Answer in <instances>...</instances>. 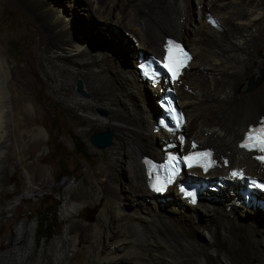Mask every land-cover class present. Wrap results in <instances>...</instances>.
Returning a JSON list of instances; mask_svg holds the SVG:
<instances>
[{
  "label": "bare ground",
  "instance_id": "obj_1",
  "mask_svg": "<svg viewBox=\"0 0 264 264\" xmlns=\"http://www.w3.org/2000/svg\"><path fill=\"white\" fill-rule=\"evenodd\" d=\"M16 1L24 14L32 16L31 25L39 35L22 67L34 72L37 49L43 47L48 61L43 73L59 92L79 133L88 143L91 135L105 130L114 137L112 145L103 149L107 162L90 169L78 185L72 178L64 181L68 187L63 194L62 232L50 243L44 240L40 245L36 240L37 220L31 224L23 221L16 230L13 249L3 251L0 244V264H236L229 252L231 243L264 264V214L258 210L238 205L225 190L219 194L204 193L195 206L180 199L175 183L161 198L147 190L140 159L144 152L162 158L160 148L167 143L168 134L154 131L158 109L153 101L167 85L161 82L153 88L139 80L135 69L142 52L162 54L167 35L188 44L193 59L173 84L177 103L185 115L183 129L189 125L193 137L187 136L181 148L186 152L190 144L198 143L214 150L216 167L202 177L209 181L219 176L240 181L238 176L232 178L233 171L264 179V166L237 148L246 127L264 115L260 107L252 109L254 105H264V82L248 94L243 90L236 94L234 90L235 77L245 81L249 66L255 68L256 76V64L264 62L254 55L261 43L257 31L264 21V0ZM77 5L89 12L97 29L96 37L101 35L98 37L103 36L111 44L116 42L123 48L119 46L122 54L132 49V58L130 53H124L129 56L127 60H123L124 54L118 56V45L115 53L108 41L100 39L109 49L102 42L104 47L94 44L99 39L89 42L86 31L80 29L78 33L72 24ZM68 9L70 12H66ZM140 10L146 16H140ZM211 14L218 23L217 29L205 23ZM122 28L132 41L125 40L128 48L122 46V41L117 42L120 37L125 39ZM2 49L0 215L9 196L21 193L24 198L56 186L55 176L46 168L33 176L26 173L23 178L10 172L18 147L27 139L40 143L41 138L48 137L47 130L38 126L45 125L50 109L42 101L44 84H29L31 96L19 90L16 77H10L19 71L10 72ZM230 65L237 68L234 75L229 72ZM78 81L85 97L90 95L89 100L75 93ZM27 103L32 115L24 111ZM97 107L106 109L108 117L96 115ZM23 129L26 133H22ZM88 145L96 152L95 147ZM122 175L127 181H122ZM12 183L15 186L8 191L7 186ZM12 204L7 209H12ZM86 204L92 211L98 210V216L89 225L76 223Z\"/></svg>",
  "mask_w": 264,
  "mask_h": 264
},
{
  "label": "rangeland",
  "instance_id": "obj_2",
  "mask_svg": "<svg viewBox=\"0 0 264 264\" xmlns=\"http://www.w3.org/2000/svg\"><path fill=\"white\" fill-rule=\"evenodd\" d=\"M8 2H6L5 0H0V47L1 49L3 48L2 51H4L5 58L9 63L10 72L12 71V69H16L17 72L19 71L18 75L12 73L10 77H16V86H19V90L25 92V95L27 94V96H31L33 94L31 88L28 86L29 84H44L46 86V91L44 96L42 95V101L44 103V106L46 105L45 107L50 109V113L46 118L45 125L41 124L38 126L44 127L47 130L48 137L41 138L39 140L40 143H37V141L33 139H27L26 144L18 147L16 153L14 154L13 164L10 166V172L12 174L18 173L20 177L23 178L26 173L30 176H33L42 168H46L48 169V171H50V173L53 174V176H55L56 186L53 190H44L36 195L30 194L22 198V195H20L21 193H19L16 195H11L4 200L3 205L5 206V208L3 214L0 215V244H3L1 247L3 251L13 249L14 240L17 236L16 230L23 221L31 224L33 221L37 220L38 224L36 230V240L38 243H40V245L43 244L44 240L50 243L53 239H55L62 232L65 226L61 213L64 201L63 194L68 186L64 184V181L67 178H72L73 181L78 185L80 184L81 180L85 178L90 169L97 167L103 161L107 162V154L103 153L106 150L96 149V152L91 151L90 146L88 145L89 143L79 133L76 124L74 123V121H72L73 117L68 113L65 105L60 99V95L58 94L59 92L54 89L51 81H49L43 73L44 68L48 65V61L45 60L46 52L44 51V48L39 47L37 49V69L34 72H31L29 69H25L24 67H22L24 66L23 62H26V60L28 61V57L26 56L27 52L31 51L35 46L36 41L39 40V35L34 31L31 25L32 16H30L29 14H24L16 0H8ZM164 4L167 3L165 2ZM77 7L78 8H75V14L72 18L74 29L78 30V33H80V29H82L81 32H83V30L86 31L84 32V35H87L86 38L89 42L92 41L91 43H94L97 41V39H99V43L102 42L104 46L108 48L107 44H111V42L109 43L108 39H104L103 36L102 38H99L98 36L101 35H98L96 37L97 29L94 25H92L94 21L91 22L92 19L90 20L89 12H85V9L81 8L82 6L80 5H77ZM67 11H69V9L66 10V12ZM139 15L146 16V12L140 10ZM210 16L214 15L211 14ZM112 27L117 32H119V30H117V27ZM120 30L122 38L125 39L120 40V37L119 41L117 42L122 41L120 42L122 43V46L126 45L127 47L129 46V43L127 45L125 40L131 41V39H129L128 36L124 33L125 30L123 28ZM257 32L261 37V43L254 55H258L260 58L262 57L264 59V21L259 26ZM105 36H110V38L112 37L108 33H105ZM100 39L106 40L108 41V43L106 44L105 41H100ZM99 43L96 42L94 44L104 47L103 44ZM115 43H112V46H109V48L111 47L113 51H115L114 49L118 47L116 51L119 50L120 52H117L120 53V55L115 51L118 56H121L124 53L127 55V53L129 54L133 51L131 49L130 52L126 53L124 50V53L122 54L121 50H123V48ZM116 45L118 46L116 47ZM184 45L187 47L188 44L186 45L184 43ZM119 46L121 47V50ZM148 52L151 54L150 51ZM132 55L133 53H130L131 58ZM127 57L129 58V56H126V58L123 60H127ZM248 61L251 62V59H248ZM256 66H258V74L256 76L255 68L249 66L245 71V75L247 77L245 81L241 82L240 80L236 79V77L234 78V90L236 91V94H238L240 91L242 92V90L245 91L246 94L251 93L254 89L257 88L256 86L258 84L264 82V79H262V72L264 73V62L261 65L257 63ZM236 69L237 68L235 66L230 65L229 72L233 74L235 73ZM250 82H253L255 86L252 90L249 91ZM75 93L84 100H89L90 98L88 92L87 93L89 97H85L79 94L76 91V87ZM153 103H155L156 105V98ZM29 106V103H27L24 111L32 115V111L29 109ZM254 106L255 107H252V109L260 107L259 109L264 112V105ZM99 110L105 112V115L100 114ZM95 113L100 118H107V114H109L108 111L102 107H97ZM32 129L34 130L35 126H33ZM22 133H26V131L23 129ZM182 134L185 138L187 136L193 138L191 137L192 133L189 125H187L183 129ZM71 137L77 138L78 143H81L86 150L88 145L90 152L88 153V157L86 159H83L81 156L75 155V146ZM143 154L144 156H152L149 152H144ZM40 160H42V162H39ZM62 173H65V175L61 176ZM124 176L125 175L121 176L122 181H127ZM14 186L15 185L13 183L9 184L7 186V190H13ZM9 203H13L12 206L14 205L13 208L16 209H7V205ZM87 206H89V204H86L82 207L80 215L75 219L76 223L89 225L92 224L98 216V210L92 211L91 208H89L90 206ZM229 247L232 249V251H230L231 249L229 248V252H231V254L233 255L236 264H259V260L257 258L250 257L241 249L239 250L236 243H231ZM184 264L190 263L185 261Z\"/></svg>",
  "mask_w": 264,
  "mask_h": 264
},
{
  "label": "water",
  "instance_id": "obj_3",
  "mask_svg": "<svg viewBox=\"0 0 264 264\" xmlns=\"http://www.w3.org/2000/svg\"><path fill=\"white\" fill-rule=\"evenodd\" d=\"M166 37H172V38H175L171 35H167ZM184 47L187 49V47L184 45ZM141 55L144 57V58H147L148 57V54L145 53V52H142ZM136 75L139 77V73L136 71ZM262 79H264V73L262 72ZM140 80V79H139ZM255 84L253 82H250V85H249V91L252 90L254 88ZM76 91L85 96L84 92L82 91V85H81V82L78 81L76 82ZM156 116L154 117L155 119V122L157 121V119L161 116V113L159 111H156ZM99 113L102 114V115H105V112L99 110ZM113 133L110 132L109 130H105L103 132H97V133H94L93 135H91L89 137V144L92 145L93 147H95L96 149L98 150H103V149H106V148H109L111 145H112V139H113ZM87 151L88 153L90 152V149L87 145Z\"/></svg>",
  "mask_w": 264,
  "mask_h": 264
},
{
  "label": "snow or ice",
  "instance_id": "obj_4",
  "mask_svg": "<svg viewBox=\"0 0 264 264\" xmlns=\"http://www.w3.org/2000/svg\"><path fill=\"white\" fill-rule=\"evenodd\" d=\"M169 43H172L171 41H169ZM185 55H187V53H185ZM184 66V63L182 61H176L172 64H166L165 67L167 68V70L171 73L172 75V78L175 80L179 74H180V68ZM254 139H256V141L261 144V145H264V134H262L261 136L259 137H253ZM242 146H245V145H242ZM260 151H264V147H262L260 149ZM201 155H206V154H201ZM259 159H261L262 161H264V156H260L258 157ZM189 161H191L193 158L192 157H189L187 158ZM207 171V169H205ZM232 176L233 177H237V176H242V173H238L236 171H233L232 172ZM157 191H159V189H157ZM189 196H193L194 197V194L189 192L188 193Z\"/></svg>",
  "mask_w": 264,
  "mask_h": 264
},
{
  "label": "clouds",
  "instance_id": "obj_5",
  "mask_svg": "<svg viewBox=\"0 0 264 264\" xmlns=\"http://www.w3.org/2000/svg\"><path fill=\"white\" fill-rule=\"evenodd\" d=\"M206 19H207V18H206ZM205 23H206V20H205ZM206 24H207V23H206ZM207 25H208V24H207ZM208 26H209V25H208ZM210 27H211V26H210ZM211 28H213V27H211ZM213 29H216V28H213ZM171 38H172V37H171ZM173 39H175V40H179V39H177V38H173ZM179 41H180V40H179ZM180 42L182 43V41H180ZM182 45L184 46L183 43H182ZM184 48H185V47H184ZM185 49H186V48H185ZM186 50L192 55V53L188 50V48H187ZM149 55H152V54H149ZM143 58H144V57H143ZM192 59H193V56H192ZM135 69H136V71L138 72V69L136 68V65H135ZM138 73H139V72H138ZM139 79H140L141 82H145V81L141 80L140 73H139ZM175 92H176V91H175ZM159 96H160V95H159ZM175 96H176V93H175ZM158 99H159V97H158ZM158 99H157V101H158ZM157 101H156V107H157ZM178 106H179V105H178ZM157 109H158V107H157ZM180 109H181V108H180ZM181 110H182V109H181ZM158 111L160 112L159 109H158ZM182 112H183V111H182ZM183 114H184V113H183ZM184 116H185V115H184ZM261 117L264 118V116H261ZM261 117H260V118H261ZM260 118H259V119H260ZM259 119H258V120H259ZM258 120H257V121H258ZM155 123H156V122H155ZM256 123H257V122H256ZM250 125H251V124H250ZM248 126H249V125H248ZM248 126H247V127H248ZM183 127H184V126H183ZM247 127H246V128H247ZM153 128H154V127H153ZM245 131H246V129H245ZM245 131H244V132H245ZM243 134H244V133H243ZM182 135H183V134H182ZM242 136H243V135H242ZM242 136H241V137H242ZM183 137H184V135H183ZM184 138H185V137H184ZM185 139H186V138H185ZM240 139H241V138H240ZM240 139H239V142L241 141ZM144 157H145V156H143V157L140 159V163H141V161H142V159H143ZM147 157H150V158H152V159L155 158V157H152V156H147ZM141 165H142V167H143V164H142V163H141ZM143 170H144V167H143ZM144 175H145V170H144ZM258 177H259V176H258ZM260 178H261V177H260ZM261 179H262V178H261ZM263 180H264V179H263ZM210 192H211V191H210ZM208 194H216V193H208ZM155 196H156V195H155ZM203 196H204V195H201V198H200V199H202ZM156 197H158V196H156ZM158 198H159V197H158ZM200 199L197 201V203L200 201ZM184 202H185V201H184ZM185 203H186V202H185ZM197 203H196V204H197ZM186 204H187V203H186ZM196 204H195V205H196ZM187 205H189V204H187ZM195 205H194V206H195ZM189 206H192V205H189ZM254 212H255V211H254ZM258 213H262V212L259 211ZM262 214H263V213H262Z\"/></svg>",
  "mask_w": 264,
  "mask_h": 264
},
{
  "label": "trees",
  "instance_id": "obj_6",
  "mask_svg": "<svg viewBox=\"0 0 264 264\" xmlns=\"http://www.w3.org/2000/svg\"><path fill=\"white\" fill-rule=\"evenodd\" d=\"M73 142H74V146H75V155L76 156H81L83 159H86L88 157V152L87 150L85 149V147H83V145L81 143H78V139L77 138H74V137H71ZM65 175V173H62L61 176ZM213 187H216V186H213ZM51 213V212H49Z\"/></svg>",
  "mask_w": 264,
  "mask_h": 264
},
{
  "label": "flooded vegetation",
  "instance_id": "obj_7",
  "mask_svg": "<svg viewBox=\"0 0 264 264\" xmlns=\"http://www.w3.org/2000/svg\"><path fill=\"white\" fill-rule=\"evenodd\" d=\"M185 80H186V79H183V81H185ZM192 86H193V85H192ZM190 87H191V86H190ZM190 89L193 90L192 87H191ZM186 93H188V92L186 91ZM197 141H198V139H197ZM198 142H199V141H198Z\"/></svg>",
  "mask_w": 264,
  "mask_h": 264
}]
</instances>
